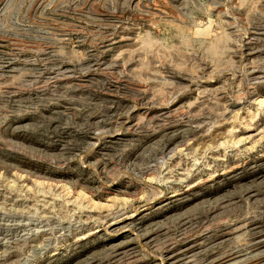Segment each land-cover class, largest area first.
<instances>
[{
    "label": "rangeland",
    "instance_id": "obj_1",
    "mask_svg": "<svg viewBox=\"0 0 264 264\" xmlns=\"http://www.w3.org/2000/svg\"><path fill=\"white\" fill-rule=\"evenodd\" d=\"M0 264H264V0H0Z\"/></svg>",
    "mask_w": 264,
    "mask_h": 264
}]
</instances>
